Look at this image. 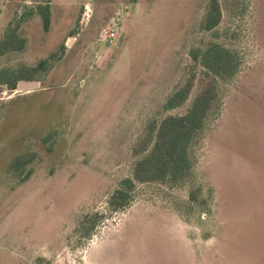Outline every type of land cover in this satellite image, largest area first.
<instances>
[{"label":"rangeland","instance_id":"rangeland-1","mask_svg":"<svg viewBox=\"0 0 264 264\" xmlns=\"http://www.w3.org/2000/svg\"><path fill=\"white\" fill-rule=\"evenodd\" d=\"M209 1L0 0V39L16 21L26 39L0 56V73L47 60L36 89L0 84V264H264V15L256 0H218L221 21L206 31ZM210 42L239 65L217 80L190 175L137 183L130 205L111 210L150 128L199 92L205 69L191 54ZM191 77L186 102L166 108ZM28 151L36 159L11 171Z\"/></svg>","mask_w":264,"mask_h":264},{"label":"trees","instance_id":"trees-1","mask_svg":"<svg viewBox=\"0 0 264 264\" xmlns=\"http://www.w3.org/2000/svg\"><path fill=\"white\" fill-rule=\"evenodd\" d=\"M136 2L137 0H132ZM42 26L48 31L51 24V10L48 3L38 4ZM221 21V8L218 0H210L204 18L203 28L211 31ZM21 21L8 25L0 39V56L8 51H19L24 48L26 39L19 33ZM54 55V53L52 54ZM194 61H199L205 69L206 80L199 92L192 99L184 114L167 115L157 125L150 128V140L146 141L141 150L144 154L136 160L132 177L121 181L108 198L111 210L125 209L133 200V190L137 183L178 182L190 175L193 166V147L198 141L210 114L218 107L217 80L233 76L238 68L237 54L219 42H210L203 50H194L191 54ZM47 68V60H40L37 65L18 70L11 75L0 73V84L5 83L14 90L18 81L34 80L38 71ZM194 77L189 78L176 89L166 100L168 109L181 106L189 97ZM51 136L49 133L45 141ZM151 143L149 150L147 144ZM37 157L34 151L17 155L9 165V169L18 172L32 163ZM28 172L26 175H28ZM100 215L94 213L86 216L82 222L86 236H91Z\"/></svg>","mask_w":264,"mask_h":264},{"label":"water","instance_id":"water-1","mask_svg":"<svg viewBox=\"0 0 264 264\" xmlns=\"http://www.w3.org/2000/svg\"><path fill=\"white\" fill-rule=\"evenodd\" d=\"M38 87V82L36 81H29V80H21L18 81L16 88L18 91H27V90H33ZM2 86L0 85V91Z\"/></svg>","mask_w":264,"mask_h":264},{"label":"built area","instance_id":"built-area-1","mask_svg":"<svg viewBox=\"0 0 264 264\" xmlns=\"http://www.w3.org/2000/svg\"><path fill=\"white\" fill-rule=\"evenodd\" d=\"M103 36L106 41L113 42L114 39L117 37V30L113 28L110 30H104Z\"/></svg>","mask_w":264,"mask_h":264},{"label":"crops","instance_id":"crops-1","mask_svg":"<svg viewBox=\"0 0 264 264\" xmlns=\"http://www.w3.org/2000/svg\"><path fill=\"white\" fill-rule=\"evenodd\" d=\"M256 5H257L258 14L261 17L262 14L264 15V0H256Z\"/></svg>","mask_w":264,"mask_h":264}]
</instances>
